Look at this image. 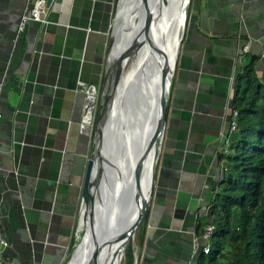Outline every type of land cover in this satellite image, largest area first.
Segmentation results:
<instances>
[{"label":"crops","instance_id":"1","mask_svg":"<svg viewBox=\"0 0 264 264\" xmlns=\"http://www.w3.org/2000/svg\"><path fill=\"white\" fill-rule=\"evenodd\" d=\"M117 1L45 0L47 23L31 21L18 35L35 0H0V215L9 242L0 264L68 261L93 144L78 84L102 89ZM191 12L147 220L130 240L134 264H194L208 243L195 226L223 175L220 134L235 79L248 55H264V0H194Z\"/></svg>","mask_w":264,"mask_h":264},{"label":"water","instance_id":"2","mask_svg":"<svg viewBox=\"0 0 264 264\" xmlns=\"http://www.w3.org/2000/svg\"><path fill=\"white\" fill-rule=\"evenodd\" d=\"M127 1L122 0L123 5ZM120 2L121 0H119L118 5ZM161 2L164 3V0H161ZM153 4H155V8L152 7ZM189 10L190 4L188 0L179 48L175 55L174 68L169 76L166 70H161L162 95L154 108L147 106V98L141 94L139 82H137L139 76H143L145 62L137 65L135 68L134 65L128 72H125V67L129 63L132 54L134 55L135 53L137 56L136 64L145 41L151 43L149 36L150 27L159 18L161 5L159 4V0H138L136 5L132 8L130 7V12L126 11V17L122 16V12L118 15L121 21L119 31H122L125 46L116 55H113L112 52L106 63L100 107L93 128L92 152L87 159L85 167L82 199L84 203L83 212L86 208L90 209L88 215L91 219L92 229L88 239L93 243L99 242L96 229L98 230L99 224L102 221L97 222V213H95V206L93 204L94 201H97L101 205L103 221L107 227V236L102 240L101 247L109 246L112 242L120 239L122 247L119 250L122 251L123 255L128 243L144 221L150 208L165 131L171 81L181 41L186 31ZM130 13H132L131 16ZM132 18H137V25L134 26L131 23ZM128 30H130V34L127 33ZM115 40L114 30L112 29L110 50H113L116 45ZM133 70L134 72L130 76ZM139 98L141 101L140 105L136 101ZM132 116L133 119L131 118ZM147 116H150L149 122L152 125V130L149 134L146 147L143 148L141 138L144 134V128L141 118H146ZM133 120L134 125L132 126ZM132 128L135 132V142L133 144L135 154L132 153L135 161L132 167H130L124 149L125 146L120 136L129 133ZM137 154L140 156V159L136 161ZM150 156L151 164L146 172V163ZM129 173L131 174L130 177L128 176ZM143 177H146L148 181L144 193L141 189ZM104 179L107 185L106 192L103 184ZM119 179H121V183ZM135 186L136 189L133 188ZM134 200L140 202L141 207L135 217L128 223L126 222V217L128 218L131 213L130 207L133 206ZM83 221L82 218V224ZM119 227L121 229L117 231ZM84 230L85 232L81 238L79 235L75 238L74 247L67 263H70L79 247L84 243L88 229ZM97 255L98 253L92 258L90 257L92 263H95ZM87 261V259H84V262L81 264H87Z\"/></svg>","mask_w":264,"mask_h":264},{"label":"trees","instance_id":"3","mask_svg":"<svg viewBox=\"0 0 264 264\" xmlns=\"http://www.w3.org/2000/svg\"><path fill=\"white\" fill-rule=\"evenodd\" d=\"M233 107L238 126L229 152L218 154L223 176L195 226L200 237L207 225L214 226L206 243L210 250L202 248L194 264H264V55L245 58L235 79ZM124 256L125 264H134L131 241Z\"/></svg>","mask_w":264,"mask_h":264},{"label":"bare ground","instance_id":"4","mask_svg":"<svg viewBox=\"0 0 264 264\" xmlns=\"http://www.w3.org/2000/svg\"><path fill=\"white\" fill-rule=\"evenodd\" d=\"M157 1V0H154ZM138 0H128L124 5H122V16H127V12H130V7L132 8L134 5H136ZM188 0H164V3L159 0V4L161 5V12L159 14V18L153 22V24L150 27L149 36L151 39V43L148 41H145L143 48L140 52V56L137 59V62L134 66V68L137 65H140L141 63L145 62V70L143 71V76H139L137 82H139V87L141 94L147 98V106L149 108L156 107L161 95H162V74L161 70L164 69L167 72V75H171L172 70L174 68V61H175V55L177 53V50L179 48V43L181 39L182 29L184 26V20H185V9L187 6ZM155 8V4L152 6ZM132 13H130L131 16ZM129 16V17H130ZM127 22V20H126ZM131 23L137 25V18H132ZM130 23V24H131ZM131 29V28H129ZM130 30L127 31L129 33ZM130 34V33H129ZM123 39L122 31L118 32V37L116 38L115 42L116 45L113 48V55H116L118 52L121 51L122 48H124V41H119L120 39ZM153 44V46H151ZM154 47L158 48L155 49ZM133 56V54H132ZM135 70V69H134ZM131 71L130 76H132ZM129 76V77H130ZM139 94V92H138ZM139 97V96H138ZM138 104H141L140 98L136 100ZM138 106V105H137ZM150 117V116H149ZM149 117L141 118L143 121V128H144V134L142 135L141 141H142V147H146V143L149 137V134L151 132L152 125L149 122ZM133 119V116L131 117ZM132 123V122H131ZM134 125V120L132 123V126ZM135 132L134 129L129 133L122 134L120 138L122 139L124 146H125V152L127 154V158L130 163V167H132V164L134 163L135 159L132 157V153L135 154V147H134V139ZM139 154V153H138ZM137 154V159H140V156ZM131 155V157H130ZM144 164V163H143ZM151 164V156L149 157L146 165V172L148 171V168H150ZM131 169V168H130ZM130 173L128 176L130 177ZM145 176V174H144ZM120 183L122 182L121 179ZM141 183V189L142 192H144V189L147 184L146 177H143ZM104 184V190L107 191V185L105 179L103 180ZM136 189V186L133 187ZM95 206V213H97L96 218L97 222L102 221L101 224H99L98 230L96 229V234L98 236L99 242H91L90 239H88V236L90 234V231L92 229L91 219L89 217V208H86L83 213V228L88 229L87 234L85 236L84 243L79 247L78 251L75 253L73 259L68 262L67 264H81L84 262V259H87V264H121V260L123 257L122 251L119 250L122 245L121 241L116 240L115 242H112L109 246L101 247L102 246V240L105 239L107 236V227L104 224L103 217H102V208L100 203L97 201L93 202ZM141 207V203L138 201H133V206L130 207L131 213L129 214L128 218L126 217V222H130L132 220L136 213L139 211ZM120 227L117 229V231H120ZM110 231V230H109ZM97 255L95 258V263H92L91 258L94 255ZM91 257V258H90ZM90 258V259H89ZM98 262V263H97Z\"/></svg>","mask_w":264,"mask_h":264},{"label":"built area","instance_id":"5","mask_svg":"<svg viewBox=\"0 0 264 264\" xmlns=\"http://www.w3.org/2000/svg\"><path fill=\"white\" fill-rule=\"evenodd\" d=\"M45 0H35L34 4L25 9V12L20 17L18 22L17 34L19 35L24 31L27 24L31 21L36 24H45L47 23V14L45 9ZM78 90L85 93L84 101V113L81 120V126L88 131L93 130L96 123L97 114L99 110V100L101 96V89L97 85H86L83 82H79ZM2 116L0 112V117ZM238 126V110L231 107L229 126L226 131H222L220 134L221 147L219 152L226 154L230 150V140L232 133L236 130ZM224 164L222 163V169ZM83 201V200H82ZM2 218L0 215V262L3 260V250L9 245V242L2 231ZM213 225H207L205 228V236L208 238L213 231ZM205 252L210 250L209 244L203 247Z\"/></svg>","mask_w":264,"mask_h":264},{"label":"rangeland","instance_id":"6","mask_svg":"<svg viewBox=\"0 0 264 264\" xmlns=\"http://www.w3.org/2000/svg\"><path fill=\"white\" fill-rule=\"evenodd\" d=\"M118 2H119V0L117 1V12H116V15H114V17H113V30H114V36H115V38H117L118 37V31L120 30V19H119V17H118V15H120V12H121V10H122V5H123V3H122V0H121V2H120V4L118 5ZM189 4H190V6H191V0H189ZM190 9H191V7H190ZM191 11V10H190ZM193 16V12H190V15H189V23H190V21H191V18H193L192 17ZM123 22V21H122ZM188 23V24H189ZM190 25V24H189ZM120 39H121V36H120ZM119 41H122L123 42V39H121V40H119ZM136 58H137V56H136V53L131 57V59H130V61H129V63L127 64V66L125 67V72H128L129 70H131L132 69V67L135 65V61H136ZM101 91H102V89H101ZM101 94H102V92H101ZM147 183H148V181H147ZM146 187H147V184H146ZM146 187H145V189H144V192H145V190H146ZM143 192V193H144ZM83 213L84 212H82L81 214L83 215ZM82 218H83V216H82ZM82 226V225H81ZM83 227V226H82ZM81 227V230L79 231V236H80V238H81V236H83V233L85 232V230H84V228H82ZM133 238V237H132ZM131 238V239H132ZM125 254V253H124ZM124 260H125V256L123 255V257H122V260H121V264H125L124 263Z\"/></svg>","mask_w":264,"mask_h":264},{"label":"flooded vegetation","instance_id":"7","mask_svg":"<svg viewBox=\"0 0 264 264\" xmlns=\"http://www.w3.org/2000/svg\"><path fill=\"white\" fill-rule=\"evenodd\" d=\"M83 209H84V203H82V206H81V213L83 212ZM81 227H82V226H80V228H79L80 230H81ZM82 228H83V227H82Z\"/></svg>","mask_w":264,"mask_h":264}]
</instances>
